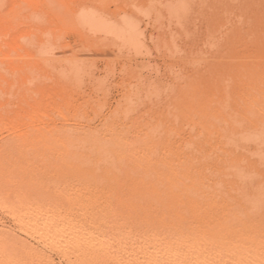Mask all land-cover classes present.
I'll return each mask as SVG.
<instances>
[{"label": "rangeland", "instance_id": "rangeland-1", "mask_svg": "<svg viewBox=\"0 0 264 264\" xmlns=\"http://www.w3.org/2000/svg\"><path fill=\"white\" fill-rule=\"evenodd\" d=\"M192 3L174 0L167 10L160 0H0L1 23L10 12L7 37L0 30L9 52L0 71L8 81L7 99L0 91V264H123L124 254L146 264L150 232L128 229L132 218L107 201L99 150L184 148L196 136L179 124L172 132L167 115L187 44L171 29ZM108 23L123 32L110 33ZM51 220L85 233L41 235ZM115 231L110 245L101 241Z\"/></svg>", "mask_w": 264, "mask_h": 264}, {"label": "bare ground", "instance_id": "bare-ground-1", "mask_svg": "<svg viewBox=\"0 0 264 264\" xmlns=\"http://www.w3.org/2000/svg\"><path fill=\"white\" fill-rule=\"evenodd\" d=\"M173 1L160 4L171 10ZM208 1L218 0H193L171 29L187 44L168 122L172 132L179 124L196 129V136L184 148L167 142L170 148L158 149V142L144 151L115 144L99 150L107 201L132 218L125 221L128 229L136 224L150 232L146 264H264V0L194 4ZM199 13L206 17L195 20ZM157 14L164 15L160 9ZM9 16L0 22L4 37ZM107 28L118 35L124 26L108 23ZM8 58L0 47L5 73ZM7 89L0 75L4 99ZM37 231L51 238L68 231L79 239L85 233L69 221L54 225L52 220ZM119 233L123 239L129 235ZM115 234L101 241L110 245ZM131 260L124 254L121 261Z\"/></svg>", "mask_w": 264, "mask_h": 264}]
</instances>
